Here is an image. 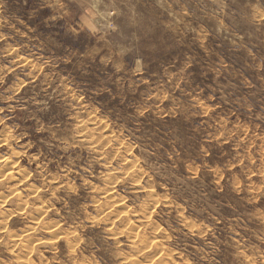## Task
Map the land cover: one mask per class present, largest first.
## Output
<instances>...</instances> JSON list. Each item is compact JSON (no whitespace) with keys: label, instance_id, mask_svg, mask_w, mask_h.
Listing matches in <instances>:
<instances>
[{"label":"clouds","instance_id":"obj_1","mask_svg":"<svg viewBox=\"0 0 264 264\" xmlns=\"http://www.w3.org/2000/svg\"><path fill=\"white\" fill-rule=\"evenodd\" d=\"M0 264H264V0H0Z\"/></svg>","mask_w":264,"mask_h":264}]
</instances>
